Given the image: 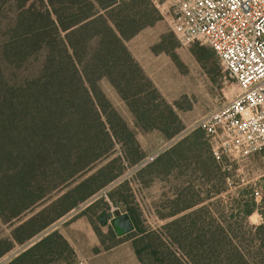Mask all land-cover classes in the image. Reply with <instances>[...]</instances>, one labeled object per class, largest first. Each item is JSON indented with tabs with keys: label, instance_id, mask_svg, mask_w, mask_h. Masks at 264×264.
<instances>
[{
	"label": "trees",
	"instance_id": "1",
	"mask_svg": "<svg viewBox=\"0 0 264 264\" xmlns=\"http://www.w3.org/2000/svg\"><path fill=\"white\" fill-rule=\"evenodd\" d=\"M161 19L152 0H0V57L18 70L42 60L36 75L18 81L0 67V232L2 225L11 227L10 236L0 238V259L142 160L136 134L103 92L102 79L126 103L136 128L168 138L183 130L126 45ZM189 139L158 162L174 164L178 153L197 151ZM118 144L120 156L99 166ZM201 170L207 184H218L203 197L190 188L176 194L170 211L160 214L166 222L159 229H144L134 210L126 213L135 225L140 262L264 264V210L262 224L250 227L258 208L251 196L235 200L229 215L223 200L211 201L226 182L210 144ZM79 262L73 245L55 230L6 264Z\"/></svg>",
	"mask_w": 264,
	"mask_h": 264
},
{
	"label": "rangeland",
	"instance_id": "2",
	"mask_svg": "<svg viewBox=\"0 0 264 264\" xmlns=\"http://www.w3.org/2000/svg\"><path fill=\"white\" fill-rule=\"evenodd\" d=\"M158 2L162 4L163 0ZM159 11L162 19L141 30L126 45L130 51L136 50L142 58L146 75L172 106L183 130L173 138H168L160 130L145 132L136 128L134 117L126 103L111 83L102 79L99 85L103 92L136 134L143 152L142 160L126 167L116 180L34 238L16 246L0 259V264L8 263L55 230L61 232L75 250L79 249V264H85V258L91 253L97 254L125 242L134 245L136 231L115 235L113 224L116 210L126 214L132 209L138 214L144 229L157 230L166 222L160 218V214L170 211L169 200L176 194L190 188L192 193L201 191L203 197L206 191L213 190L214 185L218 184L215 179L207 184L202 178V164L209 159V144L198 124L210 112L228 102L235 95L237 85L235 81L226 79L223 64L203 40L196 39L189 44H181L171 29L173 13ZM41 61L40 57L18 70L16 66H7L0 57V67L5 69L7 78L18 81L23 77L36 75L40 71ZM197 130L201 131L194 133ZM185 138H190L189 144H198L197 151L181 152V155L178 153L174 164L158 162L161 155ZM121 152L122 147L118 144L112 157L102 160L99 166L117 158ZM157 155L154 161L143 166L148 157ZM234 166L237 171H234L233 186L229 187L225 183L222 187L225 191L211 201L215 203L219 199L223 200L229 215L236 207L235 200L249 198L253 189L257 188L260 192V203H257L259 207L248 218L247 223L250 227L258 226L263 221L260 212L264 210V162L259 155H254ZM119 167L118 160L114 168ZM244 191L248 195H243ZM10 234L11 227L2 225L0 238L9 237Z\"/></svg>",
	"mask_w": 264,
	"mask_h": 264
},
{
	"label": "built area",
	"instance_id": "3",
	"mask_svg": "<svg viewBox=\"0 0 264 264\" xmlns=\"http://www.w3.org/2000/svg\"><path fill=\"white\" fill-rule=\"evenodd\" d=\"M152 1L161 12L173 13L171 29L181 44L203 40L223 64L226 79L237 85L235 95L198 124L232 187L234 165L254 155L264 162V0ZM251 197L260 203L257 188Z\"/></svg>",
	"mask_w": 264,
	"mask_h": 264
},
{
	"label": "crops",
	"instance_id": "4",
	"mask_svg": "<svg viewBox=\"0 0 264 264\" xmlns=\"http://www.w3.org/2000/svg\"><path fill=\"white\" fill-rule=\"evenodd\" d=\"M136 61L143 69V61L140 58L136 50L130 51ZM144 70V69H143ZM145 72V71H144ZM146 74V73H145ZM121 236V235H120ZM79 249H76L79 257ZM85 264H142L136 255L132 243L125 242L112 247L107 250H103L100 253H91L85 258Z\"/></svg>",
	"mask_w": 264,
	"mask_h": 264
},
{
	"label": "water",
	"instance_id": "5",
	"mask_svg": "<svg viewBox=\"0 0 264 264\" xmlns=\"http://www.w3.org/2000/svg\"><path fill=\"white\" fill-rule=\"evenodd\" d=\"M114 230L118 235H125L135 230L133 220L128 214H122L119 210L115 211Z\"/></svg>",
	"mask_w": 264,
	"mask_h": 264
}]
</instances>
